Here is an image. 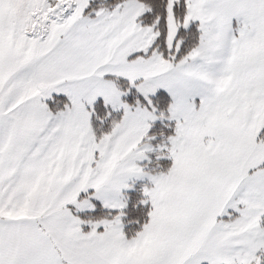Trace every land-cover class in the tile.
I'll return each mask as SVG.
<instances>
[{
  "label": "rangeland",
  "instance_id": "1",
  "mask_svg": "<svg viewBox=\"0 0 264 264\" xmlns=\"http://www.w3.org/2000/svg\"><path fill=\"white\" fill-rule=\"evenodd\" d=\"M89 1H3L1 96L9 106L20 99L27 116L23 162L56 166L36 173L38 194L58 176L61 196L70 191L61 212L118 211L76 216L106 245L96 253L109 264H264V0H186L181 26L196 23L200 39L179 61L174 0L166 58L154 27L141 24L144 4L85 14ZM35 25L42 39L25 34ZM158 92L169 97L164 111L152 105ZM57 97L64 107L53 112ZM97 102L106 110L100 130L110 128L100 138ZM170 123L169 138L150 135ZM162 159L171 162L164 172ZM132 192L150 211L128 237L121 218Z\"/></svg>",
  "mask_w": 264,
  "mask_h": 264
},
{
  "label": "crops",
  "instance_id": "2",
  "mask_svg": "<svg viewBox=\"0 0 264 264\" xmlns=\"http://www.w3.org/2000/svg\"><path fill=\"white\" fill-rule=\"evenodd\" d=\"M3 1L0 0V264H109L96 253L97 248L101 252L106 247L100 237H96L90 227L82 231L76 215L61 212L70 191L67 189L66 196H61L63 191L56 179L58 176L53 177V185L48 181L52 190H48L46 197L38 194L40 184L36 181V173L48 166L54 172L56 166L33 164L30 170L22 160L27 149L22 148L27 116L16 110L20 107V99L13 100L9 106L1 96L6 92L1 23ZM40 134L38 138L43 135ZM2 204H10L11 215L5 214L8 208Z\"/></svg>",
  "mask_w": 264,
  "mask_h": 264
},
{
  "label": "trees",
  "instance_id": "3",
  "mask_svg": "<svg viewBox=\"0 0 264 264\" xmlns=\"http://www.w3.org/2000/svg\"><path fill=\"white\" fill-rule=\"evenodd\" d=\"M124 1L127 0H90L88 7L85 10V14L95 12L99 9H104L107 11H112L117 6ZM147 7V12H145L141 18V24L143 26H153L155 32L159 34L158 38L156 39V45L158 51L161 53L163 58L168 56L165 38H166V31H167V6L169 0H136ZM172 14L176 23L180 26L176 33V41H180V50L176 55V60L179 61L184 58L191 50L196 48L199 43L200 39V31L198 29V25L196 23L191 24L187 29H184L181 25L185 20L187 14V6L186 0H174L172 6ZM92 16V15H91ZM119 87L121 90L127 88V84L125 81H118ZM57 100L59 101L57 103ZM129 103H133L132 99H127ZM140 102L142 105H147L148 103L143 101L140 98ZM65 100L63 97H57V99L53 102H48V108L55 112L58 110L63 109ZM169 104V97L164 92H158L157 95L152 98V105L156 108L164 111ZM95 115H93L92 122L95 129L96 136L99 137L104 133H108L110 128L108 127L105 129L103 133L101 129V118L104 117L106 112L105 108L102 106L100 102H97L94 107ZM117 119V118H116ZM173 124H169V128L166 126H159L152 127L151 131L149 132L150 135H161L163 133L164 138H169L173 133ZM262 136L264 138V129L262 131ZM100 138V137H99ZM161 171H167L170 166L171 162L169 159H162L160 162ZM68 208L82 221H99L102 219H111L118 214V211H105L98 207L95 211L90 212H75L73 208L68 206ZM150 208L147 202H145L143 196L136 192H132L129 194L126 206L122 211V223H123V231L124 234L128 237H133L136 235L145 223L148 220ZM89 226H83V230H88ZM100 230V229H99Z\"/></svg>",
  "mask_w": 264,
  "mask_h": 264
},
{
  "label": "built area",
  "instance_id": "4",
  "mask_svg": "<svg viewBox=\"0 0 264 264\" xmlns=\"http://www.w3.org/2000/svg\"><path fill=\"white\" fill-rule=\"evenodd\" d=\"M35 26H37V25H35ZM34 28H35V27L32 28V31H31V32L26 31L25 34H26V35H30V36H32V38L38 36L39 39H42V38H43V34L41 33V30L44 31L45 29H43V27H40V28L38 29L37 33L34 34V32H33V29H34ZM37 28H38V26H37Z\"/></svg>",
  "mask_w": 264,
  "mask_h": 264
},
{
  "label": "bare ground",
  "instance_id": "5",
  "mask_svg": "<svg viewBox=\"0 0 264 264\" xmlns=\"http://www.w3.org/2000/svg\"><path fill=\"white\" fill-rule=\"evenodd\" d=\"M37 31H38V28H37V26H35V28L33 29L34 34H36Z\"/></svg>",
  "mask_w": 264,
  "mask_h": 264
}]
</instances>
